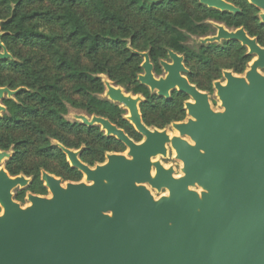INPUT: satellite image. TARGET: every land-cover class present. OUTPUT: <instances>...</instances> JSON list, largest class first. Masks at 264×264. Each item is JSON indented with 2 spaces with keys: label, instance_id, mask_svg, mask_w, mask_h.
Returning a JSON list of instances; mask_svg holds the SVG:
<instances>
[{
  "label": "water",
  "instance_id": "obj_1",
  "mask_svg": "<svg viewBox=\"0 0 264 264\" xmlns=\"http://www.w3.org/2000/svg\"><path fill=\"white\" fill-rule=\"evenodd\" d=\"M246 1L264 24V0ZM198 2L239 12L225 0ZM210 23L215 34L199 44L237 42L257 56L243 75L223 71L225 84L213 83L221 110L214 111L209 95L188 82L182 56L167 50L170 63L159 62L168 72L163 79L154 76L148 52L131 51L142 59L137 81L150 93L169 99L175 90L193 99L184 102L187 119L170 124L178 135L146 127L138 107L142 97L102 80L103 98L127 107L124 118L143 139L134 142L108 119L75 115L81 125L98 126L122 143L126 154L107 153V161L92 168L79 160V150L56 143L84 181L62 186L42 171L50 196L28 193L25 207L12 192L30 179L0 168V264H264V48L242 27ZM7 59L0 42V61ZM18 90L0 88V101ZM168 148L181 163L177 177L155 160L165 158ZM8 157L0 151V163ZM153 190L167 194L155 198Z\"/></svg>",
  "mask_w": 264,
  "mask_h": 264
},
{
  "label": "trees",
  "instance_id": "obj_2",
  "mask_svg": "<svg viewBox=\"0 0 264 264\" xmlns=\"http://www.w3.org/2000/svg\"><path fill=\"white\" fill-rule=\"evenodd\" d=\"M37 1L42 0H0L4 12L0 11V42L11 55V59L0 61V87L12 91L18 87L26 88L18 90L13 99L2 100L6 112L0 118V150L8 152L11 149L13 152L5 169L11 177L21 174L30 178L25 189L14 193V200L20 203H24L26 193L48 194L40 179L42 171L63 182L82 179V174L69 165L56 143L70 150L84 145L79 160L89 167L103 163L108 152L122 153L125 150L122 143L114 137H106L99 127L67 121L64 117L66 102L89 116L108 119L134 142L142 140L125 120L126 111L101 97L105 89L99 75H106L126 93L142 97L138 107L142 122L148 128L162 130L186 118V95L174 92L166 100L138 83L142 59L131 51H148L157 75L160 74L158 62L166 59L167 50L183 55L184 66L189 69V83L210 93L213 91L212 82L220 77L222 70L232 69L233 73L241 75L252 56H248L247 49L237 42L222 41L221 45L196 43L188 49L184 45L187 40L214 35L215 29L210 23L214 22L229 30L242 27L264 48V24L258 18L259 10L246 0H225L239 9L236 14L207 8L198 0H190L194 11L187 9L183 0H160L158 3L119 0L166 36L168 41L164 45L159 43V37L149 35L148 25L135 27L122 9L111 7L107 0H46L50 7L43 8L34 7ZM90 16L97 20L96 27L90 24ZM41 23L55 26L56 31H45ZM63 45H69L76 55H70ZM24 48L43 51L54 74L47 73L50 67L41 66L42 58L33 53H29V57L23 56ZM77 53L89 57L90 65H82ZM212 54L231 58V65L221 66L212 59ZM193 62L205 69L208 87L194 80L197 72L192 69ZM64 79L72 84L70 92L78 95V101L64 90ZM12 132L22 133L23 137L16 138ZM65 134L72 135L76 141H71Z\"/></svg>",
  "mask_w": 264,
  "mask_h": 264
},
{
  "label": "rangeland",
  "instance_id": "obj_3",
  "mask_svg": "<svg viewBox=\"0 0 264 264\" xmlns=\"http://www.w3.org/2000/svg\"><path fill=\"white\" fill-rule=\"evenodd\" d=\"M107 2H108V4L111 6V7H115V8H117V9H122V11H123V13H125V15H126V18H127V20H129L130 22H131V24L132 25H134L135 27H141V26H144V25H148L149 27H147L148 28V33H149V35H151L152 37H159V43L161 44V45H164V44H166L167 43V41H168V38L166 37V36H164L161 32H158L157 30H154L153 28V26H151V24L147 21V20H145V18L144 17H142L141 15H139L134 9H132V8H126L125 6H124V4L122 3V2H120L119 0H107ZM183 2L185 3V5H186V7H187V9H189V10H191V11H194V9H195V7H194V5L190 2V0H183ZM34 7H36V8H43V7H50V5L47 3V1L46 0H42V1H37V3L34 5ZM26 8L27 9H32V7H29V6H26ZM83 9H86V8H83ZM0 11H2L1 10V7H0ZM3 12V11H2ZM2 14H4V12L2 13ZM91 17V16H90ZM90 21H91V25L93 26V27H96L97 26V20L96 19H93V17H91L90 18ZM153 27V28H152ZM41 28H44V30L45 31H47V32H51V31H56V29H55V26H52V25H49V24H44V23H41ZM198 39L199 38H197V37H191L189 40H187V42L184 44L185 46H186V48H188V49H191L193 46H195V45H197L196 43H198L197 41H198ZM221 43H222V41L221 42H215V43H213V44H215V45H221ZM140 44H142V41H140ZM209 44V43H208ZM62 48L63 49H65V50H67V51H69V54L70 55H72V56H75L76 55V53L74 52V51H72V50H70V47H69V45H63L62 46ZM145 52H148V51H145ZM21 53H23V56H27V57H29L30 56V54L29 53H33L35 56H37V58H42L43 59V62L41 63V66H48V67H50V69H48L47 70V73H49V74H54L53 73V69H52V67H51V64L50 63H47V60L49 59L45 54H44V52L43 51H39V50H35V49H27V48H24V49H22V52ZM78 54V60H79V62L82 64V65H86V66H89L90 65V58L89 57H87V56H85L84 55V53H77ZM180 56H182L183 57V64H184V56L183 55H180ZM212 59L213 60H215V61H218V63L219 64H221V66H226V65H231V63H232V59L231 58H224L222 55H219V54H212ZM36 58V59H37ZM167 59H168V57H167ZM169 60V59H168ZM40 64V63H39ZM185 67V66H184ZM247 67H248V65L246 66V68H245V71L247 70ZM186 68V67H185ZM187 69V73L186 74H183L185 77H187V75L189 74V69L188 68H186ZM192 69L194 70V71H196L197 72V75L195 76V78H194V80H196V81H198V83L201 85V86H203V87H208V84H207V76H206V71H205V69L201 66V65H199L198 63H194L193 62V65H192ZM223 71H231L232 73H233V70L232 69H229V70H226V69H224V70H222L221 72H220V77L217 79V80H215V81H220V82H224V78H223V75H222V73H223ZM244 71V72H245ZM233 74H235V75H238V74H236V73H233ZM261 74H263L264 75V71H261ZM15 75V74H14ZM55 75H57V73L55 72ZM240 75V74H239ZM242 75V74H241ZM156 76V75H155ZM161 76H164V72L163 71H161V74L159 75V77H161ZM99 77H100V79L101 80H104V79H108L107 77H106V75H99ZM157 77V76H156ZM19 79H21V77L19 76ZM109 80V79H108ZM112 84H114L115 86H118V85H116V83L114 82V81H111V80H109ZM215 81H213L212 82V88H213V83L215 82ZM62 83H63V88H64V90L66 91V93L72 98V99H78L79 97H78V95H73V94H71V92H70V90H71V83L68 81V80H63L62 81ZM118 87H120V86H118ZM5 88H7V87H5ZM23 87H18L17 89H22ZM120 88H122V87H120ZM16 89V90H17ZM23 89H26V88H23ZM105 89V88H104ZM123 89V88H122ZM124 90V89H123ZM202 92H205V93H207L208 95H209V103H210V106H211V108L214 110V111H220L221 110V108H220V103H219V101H218V99H217V97H216V95H215V90L213 89V91H210V93H208L207 91H202ZM12 97V96H11ZM101 97L103 98L104 97V93L101 95ZM189 100V99H188ZM78 101V100H77ZM66 107H67V114L64 116L65 117V119L67 120V121H69V122H76V123H79V121H77V120H75V118H74V116L75 115H79V114H84V115H87L88 117H90L88 114H86V112L85 111H83V110H80V109H74V108H72L67 102H66ZM187 119V115H186V118L183 120V121H185ZM94 127V126H93ZM98 127V126H97ZM133 127V126H132ZM149 128H151V127H149ZM166 129H168V131L170 132V133H173V131H172V129H171V127H170V125H168L167 127H165ZM99 129H100V127H99ZM135 130V129H134ZM9 131H11V130H9ZM101 131V130H100ZM102 132V131H101ZM103 134H104V132H103ZM11 135H13L14 137H16V138H20L23 134L22 133H19V132H12L11 133ZM71 141H76V138L75 137H73L72 135H67V134H65ZM23 137V136H22ZM142 137V136H141ZM142 139H143V137H142ZM85 149V146L84 145H82L79 149H72V150H74V151H80V153H79V155L81 154V152H82V150H84ZM1 151V150H0ZM3 152V151H2ZM127 152V149H126V147H125V150L121 153V154H125ZM8 154H9V157L8 158H6V159H3L2 161H1V163H0V168H5V163H6V161L10 158V156H11V154L13 153L12 152V150L11 149H9V151L7 152ZM108 153H114V152H108ZM107 154V153H106ZM105 154V155H106ZM105 155H104V161L103 162H105ZM175 154H174V152L170 149V148H168V151H167V156L165 157V158H162V157H157L155 160H158V161H160L161 162V164L165 167V168H167V167H172L173 169H174V176L175 177H177V176H179V175H181V173H180V168H181V163L179 162V161H177L175 158ZM96 164H101V163H95L93 166H91L92 168L96 165ZM51 167H53V168H55V166H51ZM21 175V174H20ZM51 175V174H50ZM52 176H54V175H52ZM55 177V176H54ZM27 178V177H26ZM56 178H58V177H56ZM28 179H30V178H28ZM80 181H84V176H83V174H82V179L80 180ZM79 181V182H80ZM68 182V181H67ZM16 190H18V189H15L12 193H13V195H14V193H15V191ZM152 194H153V196L155 197V198H157V197H159L160 195H162V194H164V195H166L167 193L165 192V191H163V193H161V194H158V193H156L154 190L152 191ZM50 196V194H49V192H48V194L46 195V197H49ZM28 203H27V201H25V203H22L21 204V206L22 207H24V206H26ZM1 212H2V209H0V214H1Z\"/></svg>",
  "mask_w": 264,
  "mask_h": 264
},
{
  "label": "flooded vegetation",
  "instance_id": "obj_4",
  "mask_svg": "<svg viewBox=\"0 0 264 264\" xmlns=\"http://www.w3.org/2000/svg\"><path fill=\"white\" fill-rule=\"evenodd\" d=\"M228 3H229V2H228ZM230 4H231V3H230ZM232 5H233V4H232ZM222 25H223V24H222ZM225 28H226V27H225ZM170 51H171V50H170ZM172 52H173V51H172ZM174 53H175V52H174ZM176 54H177V53H176ZM177 55H180V54H177ZM160 61H164V62L170 63V61L167 59V52H166V59H160L159 62H160ZM159 62H158V64H159ZM151 64H152V63H151ZM152 66H153V65H152ZM159 68H160V74H161V71H163V69H162V67L160 66V64H159ZM152 72H153L154 76L156 75L157 77H159L160 74L157 75V74L154 73V66H153ZM163 72H164V71H163ZM156 76H155V77H156ZM186 79H187V77H186ZM187 80H188V79H187ZM188 82H189V81H188ZM192 85H193V84H192ZM0 88H5V87H0ZM7 89H8V88H7ZM19 90H20V89H19ZM11 91H12V90H11ZM174 92H177V91H175V90L170 91V92H169V96L171 97L172 93H174ZM14 95H15V94H14ZM14 95H13L12 97H10V98H7V96L4 95L3 98H2L1 101H0V104L3 106V104H2V100H3V99H13ZM170 97H169V98H170ZM166 100H168V99H166ZM3 107H4V106H3ZM5 112H6V111H5V107H4V111H2V112L0 113V118L2 117V115H3ZM121 130H122V129H121ZM4 170L6 171L5 168H4ZM6 172H7V171H6ZM7 174H8V173H7ZM8 175H9V174H8ZM24 177H25V176H24ZM40 177H41V176H40ZM29 182H30V181H29ZM62 182H63V181H62ZM28 184H29V183H28ZM27 186H28V185H27ZM27 186H26V187H27ZM26 187H24V188H22V189H25ZM18 190H20V189H18ZM47 192H48V191H47ZM27 194H28V193L25 194V197H24V203H25V201H26ZM30 194H31V193H30ZM13 197H14V195H13ZM13 200H14V198H13ZM14 201H15V200H14ZM18 203H19L20 205L22 204V203H20V202H18Z\"/></svg>",
  "mask_w": 264,
  "mask_h": 264
},
{
  "label": "bare ground",
  "instance_id": "obj_5",
  "mask_svg": "<svg viewBox=\"0 0 264 264\" xmlns=\"http://www.w3.org/2000/svg\"><path fill=\"white\" fill-rule=\"evenodd\" d=\"M256 55H253L252 56V61H254L255 59H256ZM249 65V64H248ZM248 67H247V70L246 71H248ZM167 75H168V72L167 71H164V76H161L163 79H165L166 77H167ZM243 75V74H242ZM225 84V81L222 83V85H224ZM174 88L175 89H178V85L177 84H175L174 85ZM115 89V88H114ZM128 94V93H127ZM125 96H127V95H125ZM190 103H194V101H193V99L191 98V97H189V100H188ZM120 106H122L123 107V110H125L126 111V115H127V117H129V111H128V109H127V107H124L122 104H120ZM152 129V128H151ZM172 129V128H171ZM172 131H173V133H170L169 131H168V134H169V136L170 137H173V136H177L178 135V133L174 130V129H172ZM126 154V153H125ZM107 160H105V162H106ZM104 162V163H105ZM67 182H63L62 183V186H64L65 184H66ZM28 203V202H27ZM29 205V203L26 205V206H28ZM25 207V206H24ZM3 211V210H2ZM2 213V212H1Z\"/></svg>",
  "mask_w": 264,
  "mask_h": 264
}]
</instances>
